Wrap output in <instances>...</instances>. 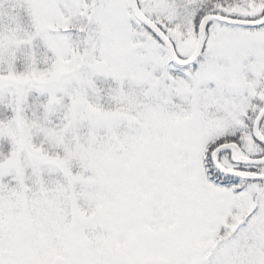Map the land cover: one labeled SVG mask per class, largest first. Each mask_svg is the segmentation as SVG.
<instances>
[{"label":"snow or ice","instance_id":"1","mask_svg":"<svg viewBox=\"0 0 264 264\" xmlns=\"http://www.w3.org/2000/svg\"><path fill=\"white\" fill-rule=\"evenodd\" d=\"M0 264H264V0H0Z\"/></svg>","mask_w":264,"mask_h":264}]
</instances>
